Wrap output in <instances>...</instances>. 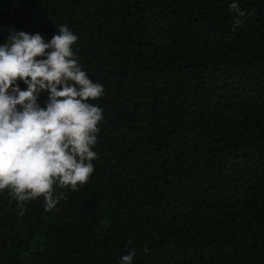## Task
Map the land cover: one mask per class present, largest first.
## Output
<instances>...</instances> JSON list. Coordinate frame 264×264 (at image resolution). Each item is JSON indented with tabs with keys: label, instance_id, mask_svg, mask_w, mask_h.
I'll use <instances>...</instances> for the list:
<instances>
[{
	"label": "trees",
	"instance_id": "1",
	"mask_svg": "<svg viewBox=\"0 0 264 264\" xmlns=\"http://www.w3.org/2000/svg\"><path fill=\"white\" fill-rule=\"evenodd\" d=\"M230 3L0 0V44L66 24L104 88L86 184L0 192V264H264V0Z\"/></svg>",
	"mask_w": 264,
	"mask_h": 264
},
{
	"label": "clouds",
	"instance_id": "2",
	"mask_svg": "<svg viewBox=\"0 0 264 264\" xmlns=\"http://www.w3.org/2000/svg\"><path fill=\"white\" fill-rule=\"evenodd\" d=\"M229 11L235 31L246 13L238 0ZM8 31L0 44V192L8 189L21 209L42 196L48 211L59 200L54 185L75 191L93 173L103 112L90 101L99 100L104 88L82 70L72 50L77 36L68 25L47 42L40 33ZM42 91L48 93L43 107ZM134 255L130 251L119 264H132Z\"/></svg>",
	"mask_w": 264,
	"mask_h": 264
}]
</instances>
